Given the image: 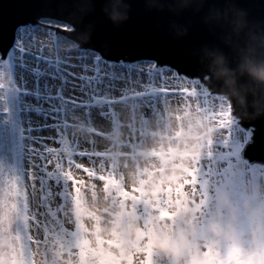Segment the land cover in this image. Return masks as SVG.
<instances>
[{
	"label": "rangeland",
	"instance_id": "obj_1",
	"mask_svg": "<svg viewBox=\"0 0 264 264\" xmlns=\"http://www.w3.org/2000/svg\"><path fill=\"white\" fill-rule=\"evenodd\" d=\"M70 30L72 29L69 28ZM61 37L68 41L65 35ZM58 43L53 34L46 44L49 46L48 51L31 52L20 61L19 78H23V84H18L19 90L9 95L6 104L0 102V130L7 128L8 131V142L6 145H0V156L14 152L18 157H22L29 138L25 133L31 123V113L42 114V111H47L50 114L56 108L53 103L54 108L37 109L29 102L30 97L46 101L51 97L52 101H57L55 94H61L65 98V91L72 86L70 77H72V70L75 69L74 63L64 62L63 58L57 55ZM15 58V49H13L10 59L15 61ZM16 70L17 66L14 63V74ZM79 79L81 81L79 91L84 95L78 98L83 107L77 110L82 109L85 112L68 110L65 141H77L81 146H88L95 150L97 147L91 146L90 143L82 144L79 130L91 136L97 135L96 131L87 130L81 124L86 119H90L87 113L103 110L106 114L110 113L106 116H111L115 122H113V127L116 128L115 136L108 139L110 146H115V149L101 152L104 160L99 164L104 168L103 171L96 166L93 171L89 172L87 161L80 165L85 167V172H79L73 168L69 175L70 179L74 177L70 189L76 188L83 193L91 187L87 184H83L87 187L83 186L80 181L95 179L94 183L98 192L101 193L103 188L101 181H106L107 192H116L117 199L110 206L98 200H89L88 204L76 199L70 200L66 212L70 216L69 222L79 228L80 240L84 238L83 233L88 229L89 222L102 221L105 226L113 228L119 226L117 223L120 220L124 222L145 219V212H136L137 208L133 209L134 203L131 201L132 194L138 191L137 185L140 183V190L151 192L152 200L156 202L150 211L154 239L153 251L155 258L163 260L164 264L167 259L171 260L172 252L179 247L180 254L185 255L186 264H198L201 242L228 245L239 240H242L246 247L250 241L255 246L256 254L247 257L249 264H264V164L241 160H228L224 163L226 153L219 149H215L214 158L207 161V157L212 154L210 145L225 137L223 129L232 125L241 126L239 118L232 114L227 97L224 94L211 93L199 80L197 81L199 91L211 97L209 104H202V98L198 99L196 96L188 98L174 95L164 98L158 95L152 98L150 97L151 89L145 88L143 92L137 91L135 85L139 81L136 84L129 83L125 87L124 84L115 83L116 78L113 76L105 78V74L101 72H96L95 75H89L87 72L85 78ZM54 80L58 82L57 85L51 83L50 87L43 86L45 81L53 82ZM187 90L186 88L181 89V91ZM22 91H25L26 95L21 94ZM129 92L132 93L131 100L127 103L126 96ZM120 100L126 103L127 114L128 109L131 112L129 116L132 124L129 129L141 122V118L137 119L141 117L140 109L151 103L156 108L152 116L154 124L155 118H161L164 126L161 130H166L164 131L166 135L160 136L159 144H150L148 140L150 141L153 135L150 130L155 131L152 123L150 129L147 128L143 141L133 146L128 167L118 159L122 156L120 152L130 150L126 147V143H121L122 133L115 116L114 107L116 105L114 103ZM5 106L10 110L7 124L2 116V109ZM64 107L67 105L64 104ZM78 124H80L79 127ZM165 140L168 143H165ZM201 159H205V162L210 165L201 177L202 180L206 179V190L209 196L207 204L199 206L201 190L195 187H189L179 199H176L172 190L178 185L182 186V182L183 184L191 183L186 177L191 175ZM105 164L108 166L107 170ZM107 176L112 177L110 179ZM126 176L131 177V184L125 179ZM162 197L169 201L166 207L170 213V219H159L156 206ZM140 227L141 224L138 222L133 228L138 230ZM113 231L119 230L113 229ZM146 232L144 230V233H136V241L141 242ZM123 233L124 239L119 242L125 249L127 258L131 259L141 244H135L132 240L133 233L130 229L123 230ZM178 237L184 240L178 242ZM62 264H75V261L71 257H62ZM96 264H98L97 261ZM128 264H133L132 259Z\"/></svg>",
	"mask_w": 264,
	"mask_h": 264
},
{
	"label": "snow or ice",
	"instance_id": "obj_2",
	"mask_svg": "<svg viewBox=\"0 0 264 264\" xmlns=\"http://www.w3.org/2000/svg\"><path fill=\"white\" fill-rule=\"evenodd\" d=\"M249 3L251 9L258 10L264 16V0H249ZM36 4L37 0H17L11 17L0 19V30L10 31L11 35L10 42L0 47V102L5 104L9 95L19 90L20 61L31 52H44L48 37L53 34L59 42L69 28L76 30L75 25L66 23L60 15L41 13ZM13 49L15 61L10 59ZM14 63L17 66L15 74ZM86 63L87 66L80 69L81 72L87 71L89 75L101 72L105 78L109 71L117 74L127 71L115 65H138L133 76V80L139 81L135 85L138 92L148 88L164 98L174 95L188 98L196 96L202 98V104H209L211 100L210 96L199 91L197 81H202V78L189 72L187 65L172 62L162 55L125 60L113 59L101 53L88 57ZM70 79L72 86L64 93L67 107L61 108L59 101H52L51 97L48 101L29 98V102L37 109H49L53 103L56 108L47 116L31 113V123L25 133L29 138L22 157L14 152L0 156V264H62V257H71L75 264H96L97 258L80 240L79 228L68 221L66 208L71 200L70 185L74 177L70 179L69 175L72 169L85 172V167L80 165L87 161L88 171L91 172L104 160V156L98 147L92 150L77 141H65L68 110L85 112L76 107L78 98L84 95L79 91L81 81L77 76ZM125 82L117 81L121 85ZM185 88L188 90L181 91ZM155 109L151 103L140 109L141 122L128 130L126 147L131 148L143 141L149 118ZM9 113V108L5 106L2 109L5 124ZM87 115L90 118V114ZM99 121L102 124L111 123V119H105L103 114H100ZM223 131L225 137L210 145L212 154L207 157V161L214 158L215 149L226 153L224 163L228 160L264 161V124L232 125ZM7 142L8 131L4 128L0 130V145H6ZM209 166L205 159H201L191 175L186 177L191 183L182 182V186L178 185L172 190L175 198L179 199L189 187H195L201 190L199 206L206 205L209 198L206 179L202 180L201 177ZM107 167L105 164L106 170ZM136 197L134 192L131 197L134 204L145 203L143 200L137 201ZM168 203L162 197L156 206L161 220L171 218L166 207ZM199 249V264H249L247 257L256 254L251 241L246 247L242 240L228 245L201 242ZM131 259L133 264H137L138 260L139 264H155V256L144 247H138Z\"/></svg>",
	"mask_w": 264,
	"mask_h": 264
},
{
	"label": "water",
	"instance_id": "obj_3",
	"mask_svg": "<svg viewBox=\"0 0 264 264\" xmlns=\"http://www.w3.org/2000/svg\"><path fill=\"white\" fill-rule=\"evenodd\" d=\"M113 0H37L41 13L60 15L76 30L66 35L84 48L113 59L134 60L151 55L187 65V70L202 78V83L213 93L224 94L230 100L233 113L240 124H264V114H256L248 105L243 106L234 93L243 89L247 77L236 71L244 54L264 57V16L251 9L249 0H231V6L242 12L248 27L239 36L221 22L206 19L212 7L223 8L225 0H123L127 5V18L113 22L105 14V7ZM17 0H0V19L10 18ZM231 35L232 44L226 43ZM11 40L10 31L0 30V47ZM98 52V51H97ZM222 55L225 66L236 75L220 74L214 64ZM157 95V93H155ZM78 104L77 106H79ZM232 113V114H233ZM263 163L264 161L249 160Z\"/></svg>",
	"mask_w": 264,
	"mask_h": 264
},
{
	"label": "flooded vegetation",
	"instance_id": "obj_4",
	"mask_svg": "<svg viewBox=\"0 0 264 264\" xmlns=\"http://www.w3.org/2000/svg\"><path fill=\"white\" fill-rule=\"evenodd\" d=\"M55 81V80H54ZM57 88V87H56ZM56 91V89H55ZM150 97H152L153 91H150ZM60 95L56 93L55 96H57V99L59 101V104L61 106V103H63L60 100ZM103 95V94H102ZM62 107V106H61ZM130 109H128V112ZM131 115V112H130ZM115 146H112L110 150H114ZM133 147L130 148L128 152H120L122 153V156H119V160H129L130 162V153L132 152ZM98 168H100L102 171L104 168H102L101 164H98ZM108 178L111 179L112 176H107ZM136 178V176H135ZM129 183L130 180L129 178H125ZM90 181L92 180L95 182V179H89ZM138 180V178H137ZM102 182V192L99 193L98 190L95 192H92L88 199L91 201L98 200L100 203L104 202L107 203L109 206L111 204L115 203L116 199V192L110 191L109 193L107 192V182L106 181H101ZM131 184V183H130ZM95 185V183H94ZM138 191L135 193L137 194L136 200L141 201L143 200L145 203H137L133 204V209L137 208L136 212H145V219L142 221L140 220H126L122 222L121 220L118 221V227L115 226L111 228V226H105L104 222H89V226H87L86 232H84V238L81 240V242L84 244L85 247L89 248L90 251L93 253V255L97 258L98 264H128L131 259L127 258L125 255V249H123L120 245V240L122 241L124 239V233L123 230L125 229H130L133 233V238L132 240L135 242V244H141V247L145 245L150 253L154 255V248H153V227H152V216H151V210H152V205L153 202V194L149 191L144 192V190H140V183L137 185ZM94 191V188L93 190ZM71 192V199L72 200H80L81 203L86 204V194L79 189H70ZM125 197V196H124ZM123 198V196H122ZM128 200V199H127ZM131 200V199H129ZM132 201V200H131ZM88 203V202H87ZM104 205V204H103ZM72 208V206H71ZM73 210V208H72ZM134 222V223H133ZM140 222L141 227L138 230H134L135 225ZM134 224V226H132ZM134 227V228H133ZM113 229H117L119 231H113ZM144 230L147 231L146 235L142 237L141 242L136 241V233L138 232H143ZM148 237L146 240L145 237ZM166 240V239H165ZM184 238L178 237L177 241H183ZM139 242V243H138ZM159 258H155V264H158ZM165 264H186V258L185 255L180 254V247L176 249L174 252L171 254V260L167 259ZM199 264V262H198Z\"/></svg>",
	"mask_w": 264,
	"mask_h": 264
},
{
	"label": "bare ground",
	"instance_id": "obj_5",
	"mask_svg": "<svg viewBox=\"0 0 264 264\" xmlns=\"http://www.w3.org/2000/svg\"><path fill=\"white\" fill-rule=\"evenodd\" d=\"M51 37V36H50ZM50 37H48V40L50 39ZM65 39V38H64ZM63 39V37H60V40H59V43H58V47H59V52L57 53L58 56H60L61 58H63L64 62L65 61H71V63H74V70L69 71L71 72V75L72 76H77L79 78H85L87 76V71L85 72H81L80 69L82 68H85L87 66V59L88 57H92V56H96V55H99L97 52H93L92 51H83V50H80L77 48V46L72 43L71 41H65ZM48 40H47V43H48ZM49 50V46L46 45V50L45 51H48ZM58 50V49H57ZM29 59V57H28ZM104 61L102 60L101 61V65H103ZM114 67L116 68H125L127 71L126 72H120L119 74H117L116 72H112V71H109L107 72V78H109V76H113V78H116V82L117 81H126L124 83V86L127 87L129 82L130 84L132 83H138L137 80H133V76L135 75V69L138 67V65H115ZM51 83L52 85H57L58 82H48V81H45L43 83V86L44 87H50L51 86ZM72 83V81H71ZM18 84H23V78H19L18 79ZM118 84V83H117ZM42 86V88H43ZM80 89V88H79ZM103 90V89H101ZM44 101H46L44 99ZM228 105V104H227ZM54 104L52 105V108H54ZM51 109V108H50ZM114 111H115V116H116V119L118 121V123L120 124V131L122 133V141L121 143H127V140H128V137H129V127L130 125L132 124V121H131V118L129 116L130 114V111L129 113L127 114V106L125 105H116L114 107ZM42 114L44 116H47L48 115V112L46 111H42ZM100 114H103L104 118L105 119H111V123H100L99 121V116ZM106 115H110V113L106 114L103 110H99V112H93L90 114V119H86L83 124L81 125H84V127L89 130V129H93L94 131H96L98 134L97 135H93L91 136L90 134L86 133L85 131L83 130H79V134H80V137L82 139V144L84 143H90L91 146L94 145L98 148L101 149V152H106L107 150H110V148L112 146H110V143L108 142L110 139V137L112 136L114 138V134H115V127H113V122H114V119L111 118V116H106ZM153 116V115H152ZM150 117L149 118V124H148V129H150V126H152V123L154 125V129L155 131H151V133H153L152 137L150 138V141L148 140V143H152L154 145H157L161 142V138L160 136L161 135H166L164 131H166L165 129L161 130L163 126V120L161 118L157 119L155 118V124L153 122V117ZM141 117L137 118L138 120H140ZM83 118H81L82 120ZM115 123V122H114ZM80 126V124H78V127ZM100 126V129H98ZM72 133H74V130H72ZM75 134V133H74ZM124 136V137H123ZM109 139V140H108ZM113 144H117L115 142H112ZM120 143V144H121ZM165 143H168V141L165 140ZM123 145V144H121ZM122 164L126 165L127 167L130 165L129 163V160H121L120 161ZM127 178H129V180H131V177L130 176H126ZM80 183L83 184H87V186L91 187V189L89 190H85L84 193L86 194V202H88V199H89V194H91L92 192H95L97 190V186L94 185V182L89 179H82L80 181ZM83 186H86V185H83ZM86 186V187H87ZM94 188V191H92ZM88 204V203H87ZM67 214V219L69 221V213L66 212ZM140 259H143L142 257ZM137 264H139V260L137 261ZM158 264H164V261L163 260H159L158 261Z\"/></svg>",
	"mask_w": 264,
	"mask_h": 264
},
{
	"label": "clouds",
	"instance_id": "obj_6",
	"mask_svg": "<svg viewBox=\"0 0 264 264\" xmlns=\"http://www.w3.org/2000/svg\"><path fill=\"white\" fill-rule=\"evenodd\" d=\"M203 3V0H201ZM105 14L113 22H118L127 18V5L123 0H113L104 9ZM208 20L221 22L231 29V35L239 34L248 27L245 15L231 6V0H225V6L212 7L209 9ZM231 35L226 40L229 45L232 44ZM215 66L220 74L235 76L233 70L225 66V60L222 55L217 56L214 60ZM240 76L247 77L248 84L242 90L235 88L236 80H232L234 93L239 97L241 105H248V96L252 97L251 107L255 109L256 114H264V57L257 58L252 54H244L236 70Z\"/></svg>",
	"mask_w": 264,
	"mask_h": 264
}]
</instances>
